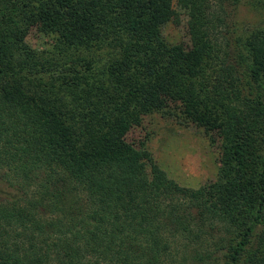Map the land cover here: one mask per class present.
Instances as JSON below:
<instances>
[{"label":"trees","instance_id":"16d2710c","mask_svg":"<svg viewBox=\"0 0 264 264\" xmlns=\"http://www.w3.org/2000/svg\"><path fill=\"white\" fill-rule=\"evenodd\" d=\"M182 1L186 45L174 0H0V264H264V20L230 19L264 0ZM153 114L203 129L215 180L145 181Z\"/></svg>","mask_w":264,"mask_h":264},{"label":"rangeland","instance_id":"374dc122","mask_svg":"<svg viewBox=\"0 0 264 264\" xmlns=\"http://www.w3.org/2000/svg\"><path fill=\"white\" fill-rule=\"evenodd\" d=\"M173 8L176 18L162 27V35L169 43L189 44L187 5L182 0H174ZM231 13L234 15H230V19L236 20L238 34L247 33L264 20V7L241 6L237 12ZM51 41L50 37L40 35L35 30L25 39L26 44L36 51L47 48ZM125 139L141 148L147 182L151 164L158 165L168 178L188 188L196 189L217 177L219 149L210 146L203 129L179 125L174 120L153 114L144 117L138 126L126 134Z\"/></svg>","mask_w":264,"mask_h":264}]
</instances>
